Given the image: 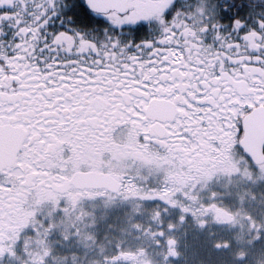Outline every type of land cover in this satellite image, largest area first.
Segmentation results:
<instances>
[{
  "label": "snow or ice",
  "instance_id": "obj_1",
  "mask_svg": "<svg viewBox=\"0 0 264 264\" xmlns=\"http://www.w3.org/2000/svg\"><path fill=\"white\" fill-rule=\"evenodd\" d=\"M0 264H264V0H0Z\"/></svg>",
  "mask_w": 264,
  "mask_h": 264
}]
</instances>
